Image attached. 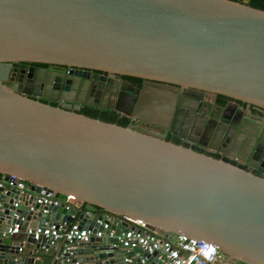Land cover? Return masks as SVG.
Segmentation results:
<instances>
[{
    "label": "water",
    "instance_id": "water-1",
    "mask_svg": "<svg viewBox=\"0 0 264 264\" xmlns=\"http://www.w3.org/2000/svg\"><path fill=\"white\" fill-rule=\"evenodd\" d=\"M247 1L0 0V70L54 63L144 78L106 108L161 131L43 103L0 81L1 180L27 184L25 192L0 186V235L13 224L67 226L74 216L90 230L86 242L67 249L1 235L0 264H44L18 250L21 240L52 256L45 264H127L116 235L135 228L121 222L106 236L94 207L140 219L164 237L204 240L233 261L264 264V120L244 123L235 106L215 112L201 97L220 94L264 111V10ZM26 83L49 84L37 74ZM70 89L55 97L92 104L78 84ZM45 193L59 201L34 203ZM65 195L86 211L66 208ZM144 255L151 262L154 253Z\"/></svg>",
    "mask_w": 264,
    "mask_h": 264
},
{
    "label": "flooded vegetation",
    "instance_id": "flooded-vegetation-1",
    "mask_svg": "<svg viewBox=\"0 0 264 264\" xmlns=\"http://www.w3.org/2000/svg\"><path fill=\"white\" fill-rule=\"evenodd\" d=\"M0 71V81L7 88L13 89L14 91H24L26 92L24 94L27 97L34 98L38 101L54 106H68V109L75 110L77 112H90V109H93L101 115H106L107 113H117L114 109L106 108L109 105V100L111 98L114 99L117 95L126 96L128 94H134L147 81L141 77L90 68H76L67 64L54 63L18 62L13 64L10 62L4 63V65L1 66ZM34 74H37L39 77L44 75L49 82L48 88L44 89L45 85H42L43 87H39L37 89L33 88L32 85L28 86L26 80L28 76L30 77ZM75 84H78L80 87L79 95L84 101L91 102L92 104H99L100 101H102L104 107L99 108L92 104L76 105L73 102H64L55 97L56 95L58 96L60 92H63L66 96L73 94V90L70 89V86ZM63 86H66L67 88L64 90ZM32 94H35L36 96H33ZM201 97L202 101L205 102L203 107H206L207 103L211 104V107L215 112L221 111L227 103H229L227 109H232L235 106V109L238 110L237 114L240 111L243 112V117H245L243 120L244 123L257 124L258 122H262L264 120V111L247 105V103L236 101L229 97L222 99L217 95L211 96L208 93L202 94ZM226 113H230V110H227ZM117 114L120 118L127 117L128 124L137 130L146 132L158 131V129H155L143 122L130 120L128 116L119 113ZM158 132L161 133V131ZM164 138L170 139L174 142H179L177 137L171 136L168 133L164 134ZM194 148L199 149L198 146ZM224 159L229 160L226 156H224ZM230 161L234 162L233 160Z\"/></svg>",
    "mask_w": 264,
    "mask_h": 264
},
{
    "label": "built area",
    "instance_id": "built-area-1",
    "mask_svg": "<svg viewBox=\"0 0 264 264\" xmlns=\"http://www.w3.org/2000/svg\"><path fill=\"white\" fill-rule=\"evenodd\" d=\"M14 187L20 192H25L27 184L16 179L14 176L8 177V182H0V186ZM4 192V191H3ZM72 195H65L61 200L64 206L71 207L74 202ZM59 200L56 194L45 193L38 195L34 203L56 204ZM16 205V203H13ZM29 210H33L29 206ZM44 212V211H43ZM101 219L94 222L106 230V236L112 237L114 229L121 222L133 226L135 229L127 228L116 235L118 244L123 250V260L127 264H215L222 254L209 242L187 237L183 234H170L164 237L159 230H149L140 219H131L125 216H118L109 212H102ZM8 235L20 234L24 238L31 235L33 240H42L53 246L58 240L63 239L65 249L73 241L86 242L90 236V230L79 226L77 221L69 223L67 226L60 223H44L43 226L30 228L27 225L18 226L13 224L6 233ZM5 234H1L5 236ZM96 236L101 232L96 231ZM24 244V241L21 240ZM18 250H22L18 248ZM152 256L151 262L144 255ZM228 260L232 259L226 257Z\"/></svg>",
    "mask_w": 264,
    "mask_h": 264
},
{
    "label": "trees",
    "instance_id": "trees-1",
    "mask_svg": "<svg viewBox=\"0 0 264 264\" xmlns=\"http://www.w3.org/2000/svg\"><path fill=\"white\" fill-rule=\"evenodd\" d=\"M247 4L249 6L264 10V0H248ZM217 96L219 98H222V99L228 98V97L220 95V94H217ZM78 113H82V114H85V115L93 117V118H98V119L103 120V121L116 123V124L121 125V126H126L128 124V118L127 117L120 118V117H118L117 113H107L106 115H101V114H99V112H96L93 109H90V112H82L81 111ZM73 205L79 211L84 210V204L83 203L76 202L74 200ZM93 210L95 212H98V213L106 212L99 207H94Z\"/></svg>",
    "mask_w": 264,
    "mask_h": 264
},
{
    "label": "crops",
    "instance_id": "crops-1",
    "mask_svg": "<svg viewBox=\"0 0 264 264\" xmlns=\"http://www.w3.org/2000/svg\"><path fill=\"white\" fill-rule=\"evenodd\" d=\"M193 146V148L194 147H197V145H192ZM217 156V155H216ZM242 166V165H241ZM2 179V176L0 175V182L2 181L1 180ZM75 208V207H74ZM76 209V208H75ZM83 211H86V209H84ZM91 212H93V213H97V214H100V213H98V212H95L94 210H92ZM73 220L74 221H76V216H74V218H73ZM26 224H24L23 226H25ZM129 225V224H128ZM16 235H20V234H16ZM1 236V235H0ZM21 239H23V238H21ZM59 246H64V240L63 239H60V240H58V242H56L53 246H51L52 247V249H57ZM21 249H22V251L23 252H26L27 250H31V256H33L34 257V259H38V258H42V260L44 259V257H45V259L44 260H46L45 262H44V264L45 263H48V262H50L51 260H52V256H47V254L44 252V250H36V249H34V247L32 246V245H30V244H26V243H24V244H22V246H21ZM47 257V258H46ZM48 260V261H47ZM230 263H232V264H244V263H242V262H239V261H230V260H228L227 258H226V256H223V255H220L219 257H218V259H217V261H216V263L215 264H230Z\"/></svg>",
    "mask_w": 264,
    "mask_h": 264
}]
</instances>
